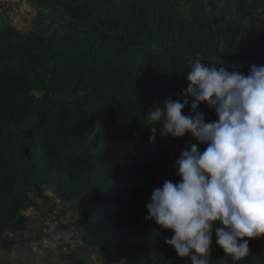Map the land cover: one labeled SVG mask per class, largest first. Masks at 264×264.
<instances>
[{
    "label": "trees",
    "instance_id": "1",
    "mask_svg": "<svg viewBox=\"0 0 264 264\" xmlns=\"http://www.w3.org/2000/svg\"><path fill=\"white\" fill-rule=\"evenodd\" d=\"M23 1L37 11L28 32L0 11V251L32 223L29 241H40L42 222L22 212L35 206L69 218L59 228L74 224L99 264H191L146 204L165 180L179 182L180 148L198 142L159 128L150 142L148 115L169 98L192 114L182 93L196 60L244 75L264 65V0ZM196 111L217 119L204 102ZM208 264H264V236L234 260L213 233Z\"/></svg>",
    "mask_w": 264,
    "mask_h": 264
},
{
    "label": "clouds",
    "instance_id": "2",
    "mask_svg": "<svg viewBox=\"0 0 264 264\" xmlns=\"http://www.w3.org/2000/svg\"><path fill=\"white\" fill-rule=\"evenodd\" d=\"M186 79L182 94L192 97V114L182 113L188 100H165L148 115L149 140L159 128L160 136L188 134L198 144L184 145L175 161L179 182L165 180L152 191L148 218L172 230L165 244L191 264H208L213 233L239 260L249 253V239L264 236V65L244 75L196 60ZM201 102L215 109L214 122L196 111Z\"/></svg>",
    "mask_w": 264,
    "mask_h": 264
},
{
    "label": "crops",
    "instance_id": "3",
    "mask_svg": "<svg viewBox=\"0 0 264 264\" xmlns=\"http://www.w3.org/2000/svg\"><path fill=\"white\" fill-rule=\"evenodd\" d=\"M32 232H25L22 238H15L10 246L0 251V264H75L72 260H61L57 253L53 251L43 252L40 248L32 246L29 238L37 230V224H32ZM75 253L89 264H99L96 257L87 252V248H78Z\"/></svg>",
    "mask_w": 264,
    "mask_h": 264
},
{
    "label": "built area",
    "instance_id": "4",
    "mask_svg": "<svg viewBox=\"0 0 264 264\" xmlns=\"http://www.w3.org/2000/svg\"><path fill=\"white\" fill-rule=\"evenodd\" d=\"M197 146L198 148L206 147V145L204 144H199ZM22 212H28L31 219H33L34 217H38L42 222L41 239L40 241H32V246L34 243V245L40 248L41 251L59 250L63 254L70 253L79 247V244L81 243L80 236L72 232L70 229L64 230L58 227V219H56L57 211L55 209L51 210L50 218H43L40 215L38 208H36L35 206H28L27 209Z\"/></svg>",
    "mask_w": 264,
    "mask_h": 264
},
{
    "label": "rangeland",
    "instance_id": "5",
    "mask_svg": "<svg viewBox=\"0 0 264 264\" xmlns=\"http://www.w3.org/2000/svg\"><path fill=\"white\" fill-rule=\"evenodd\" d=\"M206 1H208V0H206ZM210 1H213L217 4H223L226 2V0H210ZM2 10L5 12V16H6L7 20L9 21V23L11 24V26L15 30L23 31V32H28L30 30L32 22H33L34 18H36V16H37L36 9L30 7L25 1L19 3V0H0V11H2ZM205 148H199V150L203 151ZM182 150H184V149L180 148V152ZM179 153H176V155L178 156ZM171 156H173V153H171ZM49 193L51 194L52 192H49ZM31 196H32V194H31ZM78 201H79V199H78ZM37 202H39V201H37ZM76 202H77V200L74 199V204H76ZM57 204H58V207H57L58 213L61 210H62L61 212H63L64 209L67 208L66 203L63 202L62 200L57 199ZM67 222H70V219L65 217L64 219H62L60 224H58V227H59V225L65 224ZM30 227L28 228L27 231L32 232L33 228H30ZM69 229L79 236L80 231H79V229L76 228V226L74 224H72ZM36 231L37 230H35V232ZM62 234H64V233H62ZM30 244H31V242H30ZM33 246H36V245H34V243H33ZM83 246H84V243L81 239V243L79 244V247H83ZM50 250H52V249H50Z\"/></svg>",
    "mask_w": 264,
    "mask_h": 264
}]
</instances>
